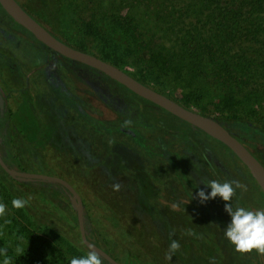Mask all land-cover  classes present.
<instances>
[{"label": "trees", "instance_id": "1", "mask_svg": "<svg viewBox=\"0 0 264 264\" xmlns=\"http://www.w3.org/2000/svg\"><path fill=\"white\" fill-rule=\"evenodd\" d=\"M58 1L71 26L82 31V41L95 36L104 47L112 44L108 34L117 29L137 51L143 69L131 72L109 52L98 57L157 91L143 72L170 79L172 94L159 92L186 108L199 107L201 114L207 115L204 111L211 106L206 104L212 102L216 114L211 116L264 166V0ZM0 11L6 14L1 5ZM8 59L2 50L0 83L9 92L2 158L8 166L24 171L29 167L30 172L45 169L40 147L51 144L55 156L66 160L57 167L71 172L63 175L80 194L86 218L87 200L95 210H107L140 251L132 253L136 264H264V255L240 254L224 236L231 219L225 201L216 197L200 203L196 197L200 189L211 191L201 181L236 180L246 190L236 189L230 201L233 210H264V193L226 145L219 141L230 153L212 144L202 130L134 93L129 98L139 100L141 111L116 112L114 118L89 109L83 97L80 113L71 102L45 103L37 95L23 96L31 66L13 72ZM120 127H129L131 133ZM114 183L121 185L118 191ZM24 184L0 166V203L7 206L0 220V249H7L12 264H70L73 257L85 256L88 250L77 234L76 213L66 193L51 184H36L33 197ZM28 197L24 208L12 207L14 198ZM16 212L29 216L31 224L22 223ZM93 232L99 233L97 224ZM89 239L117 259L105 240ZM173 239L180 249L167 260ZM3 260L0 255V264Z\"/></svg>", "mask_w": 264, "mask_h": 264}, {"label": "water", "instance_id": "2", "mask_svg": "<svg viewBox=\"0 0 264 264\" xmlns=\"http://www.w3.org/2000/svg\"><path fill=\"white\" fill-rule=\"evenodd\" d=\"M0 5L4 11L19 25L28 30L38 41L51 50L73 61L92 67L118 83L136 95L151 101L159 107L165 109L176 117L186 121L192 126L202 130L209 136L217 139L226 145L238 159L248 168L251 176L257 182L264 193V166L263 164L236 138L231 132L212 116L204 115L196 110L189 109L174 101L165 94L151 88L144 83L130 76L125 71L110 62L86 51L79 50L58 39L41 23L32 17L16 0H0ZM4 91L0 87V116L5 110ZM2 139L0 138V142ZM210 151V150H209ZM217 161V160H216ZM0 166L14 180L31 184H51L56 188H61L69 199L71 208L76 213L80 239L89 251L94 248L100 253L103 260L108 264H120L110 254L100 246L92 242L88 237V223L85 215L84 204L77 190L64 178L43 172H30L19 170L16 166H8L3 158L0 148Z\"/></svg>", "mask_w": 264, "mask_h": 264}, {"label": "rangeland", "instance_id": "3", "mask_svg": "<svg viewBox=\"0 0 264 264\" xmlns=\"http://www.w3.org/2000/svg\"><path fill=\"white\" fill-rule=\"evenodd\" d=\"M23 5L32 12L35 17L40 20L48 29H50L52 32L57 34L60 37H63L73 43L76 46H85L88 51H91L94 55L99 56L104 52H109L112 55V59H116L118 64H121L125 69L136 72L139 69H143L141 66V63L137 57V51L134 49V47L131 45V43L128 41V39L124 36L121 31L115 29V32L113 34H108L110 39L112 38V44L109 43L105 44L104 47H102V41L97 40L94 37L90 38L88 41H82V31H77L78 28H75L73 25L68 22V20L64 16L65 10H62L59 1L58 0H21ZM75 29V30H74ZM118 38H122L123 41L121 42ZM145 74V79L147 82L151 83L156 89L159 91H163L168 94H172V82L170 79H167L165 77H160L158 75H146V72H143V75ZM83 91L84 90H91L92 88L87 85L85 82L81 85ZM126 87L122 88L121 85L119 86L117 84L116 90L118 94L122 97V101H115L110 102V105L105 106L99 101L94 102L91 99H88L85 96V92H83V99L87 101V104H89V109H97L98 111L102 112V116L106 118L114 117L113 109H116L118 113L123 114H132L136 115L137 112L141 111V103L139 100H137V104H135V101H132L129 97H134V94L129 89H125ZM101 92V91H98ZM132 92V93H131ZM180 97V95L178 96ZM182 102V100H180ZM135 102V103H134ZM94 103H96L94 105ZM183 103V102H182ZM210 104V105H209ZM209 104H206V107L211 106L207 108L204 113L207 115H214L216 114L213 109V103L210 102ZM93 105V108L91 107ZM113 107V109H112ZM152 107V106H151ZM192 108L196 111H200V108L193 105ZM87 112H91L90 110H87ZM22 115V114H21ZM23 117V116H20ZM180 119V118H179ZM129 128V127H127ZM209 140L214 144L215 146H218L223 151L228 153L229 150L221 145L217 139L215 138H209ZM51 144H46L43 147H40V153L43 156L44 161L46 162L45 169H36L38 172H45L47 174H53L56 176H60L64 178L65 180H68V178L63 174L71 175V172L68 169H64L63 171L60 170L59 167H57L60 162L64 165L66 163L64 159L61 160V158H57L55 154L53 153V148L51 147ZM211 153V151H210ZM230 153V152H229ZM212 154V153H211ZM213 155V154H212ZM215 158V157H214ZM216 159V158H215ZM218 159V158H217ZM61 160V161H60ZM27 171H31L29 167H25ZM70 183V180H68ZM79 185V184H77ZM37 185L36 184H24L23 188L25 190H28L29 195L35 196L37 195ZM78 192V191H77ZM1 197V195H0ZM89 199V198H88ZM88 207V211L86 210V213L88 214L89 218H87L88 223V236L92 237L94 239L105 240L107 242L108 248L111 249L112 255L116 257L117 261L120 264H130L134 263L136 264L132 258V253L140 254V251L138 250L136 244L131 240L129 236L126 235V232L124 229H122L119 225H116L114 223V219L108 217L107 212L104 210H95V207H93V204L90 202V200L86 201ZM98 207H100V203H96ZM18 219L21 220L22 223L30 225L31 219L29 216H27L23 212H16L15 214ZM3 217V216H2ZM0 217V220L2 219ZM94 224H97V232H93V226ZM77 230V229H76ZM112 231V232H111ZM77 233V231H76ZM79 235V233H77ZM111 234L112 239L117 243H113L111 241ZM67 245H71L70 242H67ZM15 248H17L15 246ZM84 253V252H83ZM117 254V255H116ZM84 255H87L84 253ZM137 257V256H136ZM138 259V258H137Z\"/></svg>", "mask_w": 264, "mask_h": 264}, {"label": "flooded vegetation", "instance_id": "4", "mask_svg": "<svg viewBox=\"0 0 264 264\" xmlns=\"http://www.w3.org/2000/svg\"><path fill=\"white\" fill-rule=\"evenodd\" d=\"M16 1L35 18V15L23 5L21 0ZM38 21L41 23L40 20ZM44 27L50 30L45 25ZM35 39L28 30L15 22L7 13L4 14L0 11V54H2V50L6 52L8 61H10L9 67L13 72L21 73L25 68L31 66L27 74V87L20 92L24 94L23 96L37 95L40 97V102L45 103L71 102L73 108L80 113L84 108L79 104L82 101L83 92L88 99L92 98L91 100L94 102L99 101L105 106L110 105L111 101H122V97L116 90L117 81L92 67L60 55L43 43L40 44V41L36 42ZM38 60H40L39 64L34 65ZM4 73L3 70L1 76L6 80ZM84 82L92 88L90 91H83L81 85ZM0 87L4 91L5 106V110L0 116L1 121L5 119L8 109L9 92L5 90L2 83H0ZM91 107L93 108V105ZM113 112L116 113V109H113ZM2 122L4 123L1 124ZM2 122H0L1 151L6 146V135L9 129V123L5 120ZM120 129L131 133V130L126 127H120Z\"/></svg>", "mask_w": 264, "mask_h": 264}, {"label": "clouds", "instance_id": "5", "mask_svg": "<svg viewBox=\"0 0 264 264\" xmlns=\"http://www.w3.org/2000/svg\"><path fill=\"white\" fill-rule=\"evenodd\" d=\"M130 123V122H126ZM211 191L206 194L203 189L196 193L200 203H204L209 199L220 197L226 203L224 210L231 219L224 229V236L234 246V250L240 254H247L255 251L259 255H264V210H248L244 207H237L233 210L230 203L236 193V189L246 190V186L239 181L218 182L216 180L201 181ZM113 190L118 191L121 187L119 183L112 185ZM31 197L14 198L11 202L12 207L16 209L24 208ZM7 206L0 203V217L6 214ZM174 234V233H173ZM189 234H191L189 232ZM180 249L178 240H171L165 258L171 260L172 256ZM22 249H17V253L21 254ZM0 255L4 256L3 264H12L11 259L7 256V249H0ZM70 264H103V259L99 252L91 248L87 255L82 257H73Z\"/></svg>", "mask_w": 264, "mask_h": 264}]
</instances>
